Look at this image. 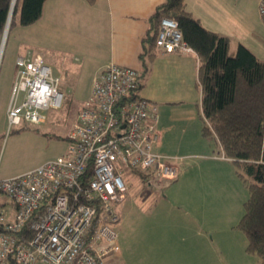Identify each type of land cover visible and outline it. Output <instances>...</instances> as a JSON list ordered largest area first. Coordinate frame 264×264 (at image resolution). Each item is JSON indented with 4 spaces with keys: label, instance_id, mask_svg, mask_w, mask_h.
I'll return each instance as SVG.
<instances>
[{
    "label": "crops",
    "instance_id": "1",
    "mask_svg": "<svg viewBox=\"0 0 264 264\" xmlns=\"http://www.w3.org/2000/svg\"><path fill=\"white\" fill-rule=\"evenodd\" d=\"M163 1L45 0L40 17L34 21L36 51L21 43L19 35L11 40L13 79L17 56L38 55L59 77L57 88L63 97L64 91L78 90L83 104L90 97L94 77L110 62L138 71L136 93L153 102L156 109L159 138L154 149L176 156L180 172L174 179L160 182L170 185L161 190V198L152 200L141 201L136 191H141L140 186L133 192L130 181L124 198L114 204L119 214L114 224L119 250L104 257L106 264H248L245 235L243 239L237 233L236 252L224 242L231 241V237L220 238L224 244L221 251L214 239L219 231L223 234L229 226L235 227L239 218L229 210L233 201V162L221 155L213 135L201 133L197 54L193 49L162 52L155 48V56L146 64L147 71L138 56L148 18ZM259 1L185 0V5L205 28L228 37L231 54L238 44H243L264 60V22L258 12ZM2 38L0 34V51ZM46 111L39 124L45 123ZM24 124L28 127L21 128ZM30 124L36 122H23L14 134L5 135L1 133L8 126L4 111L0 154L4 150L5 161L0 165V178L37 165L36 126L32 128ZM20 156L24 158L23 165L10 166ZM12 203L6 221L15 216L16 206ZM185 237L202 240L203 245L183 243Z\"/></svg>",
    "mask_w": 264,
    "mask_h": 264
},
{
    "label": "built area",
    "instance_id": "2",
    "mask_svg": "<svg viewBox=\"0 0 264 264\" xmlns=\"http://www.w3.org/2000/svg\"><path fill=\"white\" fill-rule=\"evenodd\" d=\"M258 12L264 22V0ZM155 43L162 52L191 50L168 16L159 20ZM15 66L8 127L41 122L45 110L62 104L59 77L38 55H19ZM138 77L136 69L110 62L93 79L69 132L68 149L0 178V192L16 206L14 218L2 221L0 264H106L104 257L119 250L114 204L127 190L123 175L147 170L159 181L179 174L177 157L154 149L156 109L136 93Z\"/></svg>",
    "mask_w": 264,
    "mask_h": 264
},
{
    "label": "trees",
    "instance_id": "3",
    "mask_svg": "<svg viewBox=\"0 0 264 264\" xmlns=\"http://www.w3.org/2000/svg\"><path fill=\"white\" fill-rule=\"evenodd\" d=\"M44 1L21 0L19 23L29 25L36 21ZM11 2L0 0V34ZM17 4L15 0L10 24ZM162 16L177 21L183 40L198 56L201 133L215 137L219 152L232 160L237 175L247 185L249 195L237 227L246 236V251L257 254L259 264H264V60L243 44H238L230 54L228 37L205 28L187 10L185 0H164L149 16L147 30L140 41L138 56L144 71L148 69L147 62L155 56L153 50L158 48L155 39ZM25 127L28 124L21 128ZM134 172L143 183L147 182V173ZM3 226L0 221V232Z\"/></svg>",
    "mask_w": 264,
    "mask_h": 264
},
{
    "label": "rangeland",
    "instance_id": "4",
    "mask_svg": "<svg viewBox=\"0 0 264 264\" xmlns=\"http://www.w3.org/2000/svg\"><path fill=\"white\" fill-rule=\"evenodd\" d=\"M11 1L12 2L10 4V10L13 11L15 0H11ZM20 5H21V0H18L17 11L15 13V18L13 22L10 24V19H11L10 17H12L13 14L11 11L7 22L9 26L7 25L8 27L4 35H3V31L1 33V35H3L4 37L2 38V44H1L2 50L0 51V121L4 116V111H6L8 98L11 93V86L13 79L12 69H13V60H14V58L10 56L11 51L14 48L11 41L12 38L16 35H19L21 38V43L27 44L29 46L28 48H31L33 51H36V22H33L30 25H22L19 23L18 14H19ZM7 23H5V25ZM7 36H8V40L6 42ZM18 46L19 44L15 47L16 50ZM229 53L231 54L230 51ZM79 93L80 92L78 90L74 91V93H72L71 90L64 91V97L61 106L58 108H50L49 110L46 111V121L44 124H39V123H36V125L30 124L32 128L36 126V162H38L36 163L37 165L48 159L56 158L61 154L60 151L63 150L64 153L68 149L70 145V141H69L70 127L74 122L76 115L79 112L82 104V98L79 97ZM18 127L19 125H15L11 127L7 126L3 131H1V133L3 132L5 135H8L9 133L14 134ZM3 151H1L0 154L1 167L4 165V161H5V155L2 154ZM23 159L24 158L22 156L16 157L14 159L15 160L14 164H11L10 166L23 165ZM231 167L233 170V178L231 181L233 201L231 203V207H229V210H232L233 213H235L233 215L235 217L237 216L240 219V217L244 212L243 204L244 201L248 198L249 191L246 183H244V181L237 175L236 165L232 163ZM8 169L11 170L10 167ZM142 172L147 173L148 171L144 170ZM123 177L126 181H128L127 185L130 183V181H132L131 191L134 192V189L140 186L139 190L141 191L139 192L138 190L136 191L137 193H139L138 196L141 198V201H144L145 199L152 200L155 198H161L163 193V191L161 190L166 189L165 187L170 185V183H160L164 179L162 180L160 179L158 183L156 179L152 178L149 175L147 177H149L150 180H147V182L142 183L140 181L138 174L132 171H128L123 175ZM145 202H143V204ZM12 208H13V203L10 197L7 196L5 193L0 192V221H6L7 219L10 218ZM186 217L188 220H191L189 218L188 213ZM237 223L235 227L229 226V228H227L225 233L222 234V231H219L218 232L219 235L216 236L214 235V239L216 240L215 242L219 243L218 245L220 248L218 247V251H221V248L224 247V244H221L223 241H220V238L224 240V238L231 237L232 238L231 241L224 240V242L229 246L228 248H230L232 252H236V249L238 248L236 247V244H238L239 242L236 237L237 233H240L244 239V233L240 232L242 230L237 227ZM183 243L191 244L196 247H201L203 245L202 240L198 241L197 239L194 240L193 238L191 239L190 237H185ZM247 253H248V262H249L248 264H259L260 257L257 254L249 253V252Z\"/></svg>",
    "mask_w": 264,
    "mask_h": 264
},
{
    "label": "water",
    "instance_id": "5",
    "mask_svg": "<svg viewBox=\"0 0 264 264\" xmlns=\"http://www.w3.org/2000/svg\"><path fill=\"white\" fill-rule=\"evenodd\" d=\"M11 11H12V10H9V14H10ZM9 14H8V18H7V20H6L7 22H8V19H9ZM7 22H6V23H7ZM5 26H6V25H5ZM5 26H4V27H5ZM4 29H5V28H4ZM3 33H4V30H3ZM3 37H4V36H3Z\"/></svg>",
    "mask_w": 264,
    "mask_h": 264
},
{
    "label": "bare ground",
    "instance_id": "6",
    "mask_svg": "<svg viewBox=\"0 0 264 264\" xmlns=\"http://www.w3.org/2000/svg\"><path fill=\"white\" fill-rule=\"evenodd\" d=\"M8 25V23L6 24V26L4 27L5 29H4V33H3V35L5 34V32H6V29H7V26Z\"/></svg>",
    "mask_w": 264,
    "mask_h": 264
},
{
    "label": "clouds",
    "instance_id": "7",
    "mask_svg": "<svg viewBox=\"0 0 264 264\" xmlns=\"http://www.w3.org/2000/svg\"><path fill=\"white\" fill-rule=\"evenodd\" d=\"M9 26V25H8Z\"/></svg>",
    "mask_w": 264,
    "mask_h": 264
}]
</instances>
